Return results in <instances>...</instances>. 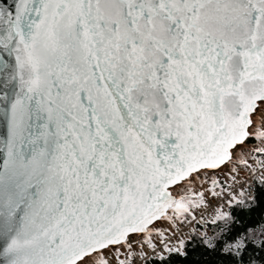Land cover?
I'll use <instances>...</instances> for the list:
<instances>
[{"label": "snow or ice", "instance_id": "1", "mask_svg": "<svg viewBox=\"0 0 264 264\" xmlns=\"http://www.w3.org/2000/svg\"><path fill=\"white\" fill-rule=\"evenodd\" d=\"M250 142L264 157V0H0V264H113L133 236L155 250L157 221L206 206L180 189L251 169ZM217 222L203 243L264 264L245 260L264 228L232 236L223 208ZM164 240L161 264L188 255Z\"/></svg>", "mask_w": 264, "mask_h": 264}, {"label": "built area", "instance_id": "2", "mask_svg": "<svg viewBox=\"0 0 264 264\" xmlns=\"http://www.w3.org/2000/svg\"><path fill=\"white\" fill-rule=\"evenodd\" d=\"M255 155L256 154L253 152L249 160H247L248 163L252 165L251 169L245 168L241 164H237L235 165V168L237 169L236 172L231 170L227 173L218 172L216 180L220 181V184L224 187V195L213 196L210 191L211 183L204 184L207 185L206 188L196 184V193L204 192L205 194L206 206L202 205L200 208L194 209V215L196 216L195 220H191V217L183 222L176 220V222L173 223L172 221L167 220V228L163 233V236L153 232L152 240L153 243L157 244L155 250L147 245L145 238L140 236L131 237L132 248H125L123 256L117 254L118 257L115 264H118V259H129L132 261V264H148V261L151 259L165 256L167 252L163 246L165 243L164 237H168L167 243L169 246H172L178 243L180 239L188 240L192 237H201L205 232L208 234L209 226L212 223L217 211L220 208H223L224 211H228L232 206L228 204V200L230 199L228 193H239L240 191H244L246 193L251 192L253 194L255 187H261L260 179L264 169L260 168L257 163V159L264 157L253 159ZM253 169H255V171H253ZM233 177H235V180ZM217 191H220L219 187L217 188ZM189 220H191L190 223L188 222ZM173 233H175V235H173ZM130 252L135 253V255H129Z\"/></svg>", "mask_w": 264, "mask_h": 264}, {"label": "trees", "instance_id": "3", "mask_svg": "<svg viewBox=\"0 0 264 264\" xmlns=\"http://www.w3.org/2000/svg\"><path fill=\"white\" fill-rule=\"evenodd\" d=\"M254 144V143H249ZM253 195L257 196V201L250 207H242L233 204L228 211H231L238 222L232 231V236L244 232L245 229L255 231L257 237L262 228H264V188L255 187ZM219 225V227H218ZM223 222L217 224L211 223L209 226L208 236H215L220 233ZM203 237H192L188 239L190 243L187 247V256H171L169 264H229L231 257L224 256L219 247L216 250L210 249L202 242ZM166 254L165 256H167ZM264 255L258 247L250 245L245 260L252 256L259 258ZM148 264H161L160 258L151 259Z\"/></svg>", "mask_w": 264, "mask_h": 264}, {"label": "rangeland", "instance_id": "4", "mask_svg": "<svg viewBox=\"0 0 264 264\" xmlns=\"http://www.w3.org/2000/svg\"><path fill=\"white\" fill-rule=\"evenodd\" d=\"M255 146H257V145L254 143V144H248V147H246V148H242L240 150V152L237 153V160H240V159L249 160L251 154L253 153L251 151V149L254 148ZM237 164H239V163L237 162L235 165H237ZM230 170H231V168L226 166L223 169V171L210 172L207 177L198 176L196 179L192 180V182L186 184V186L184 188L180 189V193L179 194H184L185 192L196 193V191H197L196 184L206 188L207 185H204V184H209V183L212 182L213 179H217L218 172L219 173H221V172L227 173ZM225 173H223V174H225ZM166 228H167V219H163L161 221H157L156 224H155L156 231H154V233L160 235L159 233L160 232L164 233ZM124 251H125V248L120 249V252L124 253ZM115 261L116 260L113 261V264H115Z\"/></svg>", "mask_w": 264, "mask_h": 264}]
</instances>
